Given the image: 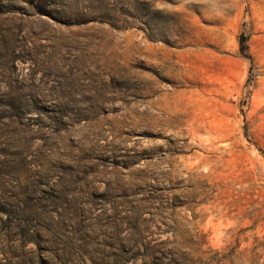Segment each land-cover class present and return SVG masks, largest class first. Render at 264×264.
<instances>
[{
	"label": "rangeland",
	"instance_id": "rangeland-1",
	"mask_svg": "<svg viewBox=\"0 0 264 264\" xmlns=\"http://www.w3.org/2000/svg\"><path fill=\"white\" fill-rule=\"evenodd\" d=\"M0 264H264V0H0Z\"/></svg>",
	"mask_w": 264,
	"mask_h": 264
}]
</instances>
